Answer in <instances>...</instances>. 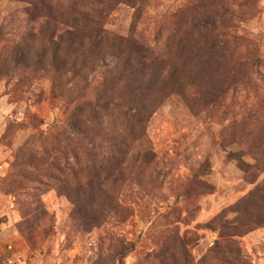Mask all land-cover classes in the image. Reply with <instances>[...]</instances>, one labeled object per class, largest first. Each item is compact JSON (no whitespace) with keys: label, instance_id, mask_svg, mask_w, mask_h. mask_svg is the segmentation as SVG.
I'll list each match as a JSON object with an SVG mask.
<instances>
[{"label":"rangeland","instance_id":"rangeland-1","mask_svg":"<svg viewBox=\"0 0 264 264\" xmlns=\"http://www.w3.org/2000/svg\"><path fill=\"white\" fill-rule=\"evenodd\" d=\"M136 1L146 9L145 23L136 8L121 6L108 27L124 35L135 24L133 31L154 43L155 29H169L178 12L223 21L216 29L197 23L195 31L227 35L219 66L226 94L167 100L148 125L142 186L129 178L114 186L119 213L99 228L83 227L58 192L61 173L53 166L55 159L61 165V125L76 103L52 93L45 71L14 72L12 13L25 5L0 0L9 36L0 41V264H154L172 228L197 264L222 242L214 218L233 223L240 211L249 222L244 203L264 182L263 165L257 167L264 164V0ZM252 228L237 241L251 264H264V227ZM169 248L182 257L179 244Z\"/></svg>","mask_w":264,"mask_h":264},{"label":"trees","instance_id":"trees-1","mask_svg":"<svg viewBox=\"0 0 264 264\" xmlns=\"http://www.w3.org/2000/svg\"><path fill=\"white\" fill-rule=\"evenodd\" d=\"M7 1L25 5L12 13L17 32L14 72L45 71L51 77L52 93L58 92L68 104L76 103L61 125L66 137L58 155L61 165L55 159L53 166L61 173L58 192L74 206L75 220L83 227L99 228L122 207L114 186L128 178L142 186L140 170L150 161L148 125L167 100L189 92L208 99L226 94L222 91L226 77L219 66L221 40L227 35L215 31L223 21L189 19L178 12L172 26L156 28L154 43H149L133 31L135 24L124 35L119 28L108 27L121 6L136 8L139 23H145L147 12L141 1ZM5 21L0 13L4 42L9 37ZM197 23L215 29L207 36L197 34ZM262 165L264 170L258 161L257 167ZM244 204L249 222L242 223L240 211L233 223L223 221L221 215L214 218L222 242L197 264H251L237 239L254 226L264 227V182ZM166 235V249L154 264H196L176 228ZM176 243L181 258L169 248Z\"/></svg>","mask_w":264,"mask_h":264}]
</instances>
